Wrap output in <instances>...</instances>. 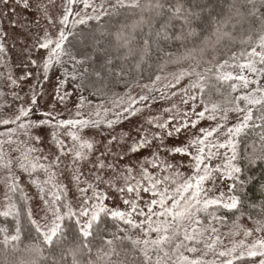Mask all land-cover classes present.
<instances>
[{
  "label": "snow or ice",
  "instance_id": "obj_1",
  "mask_svg": "<svg viewBox=\"0 0 264 264\" xmlns=\"http://www.w3.org/2000/svg\"><path fill=\"white\" fill-rule=\"evenodd\" d=\"M248 2L251 3L252 0H248ZM78 3L83 5L81 11L91 9V14L85 13L82 16L81 11L74 12L73 6ZM166 3L167 0H100L99 5H97L95 0H66L67 6L58 21L62 27L57 37L53 40L46 35L44 40L39 44L41 49H47L49 53L43 65L45 73H47L53 61L61 64L63 62L61 59L62 56L67 55L73 61L74 70L71 77L73 80L83 78L89 74L99 80L104 78L103 70L105 65L112 63L111 59H107L100 67H95L91 70L88 67H84L82 72H77L78 67L85 65L90 57L85 55L77 58L76 55L69 52L65 47L69 41V37L77 38L81 45H84L86 40L95 41L97 44L99 41L96 40L91 30L86 32L83 27L80 28L79 32L68 29L70 17H75L72 21V29H76L78 26H88L90 21H96L98 24H102L105 18L117 16L122 10L131 12L139 10L140 16L138 19L133 20L131 24L123 25L114 34L118 47L125 49L128 55H135L132 43L137 39L138 31L142 32L144 26L151 29L155 17H163L166 12L171 13V16L161 23L156 30L155 41L149 38L142 40V45L139 49L140 61H143L149 55L153 44L159 47L161 41L166 42L170 39L182 41L196 36L197 33L194 28H189L186 34L181 32L180 34L174 33L169 36L168 28L171 26L172 19H179L182 20L184 25H190L191 20L189 17L198 14L193 13L191 10H188L187 14H185L182 3L169 4L167 8L165 6ZM262 3H264V0H262ZM27 6L25 4V7ZM146 12L152 13L153 17L143 15ZM49 22L52 23L53 21L50 20ZM214 34L217 36V40L229 35L228 32L223 31L222 26L217 27ZM148 35L151 36V32ZM251 40L252 37L249 36L247 40L241 41L242 43L249 44L250 50L242 51L239 57L233 54L231 63L228 60L222 62L209 60L206 62L203 70L198 71L197 69L200 68V64L197 62L195 66L182 71L175 78L176 83L179 84L185 76L195 77L194 80L190 81L188 87L184 89L188 98L183 102L188 104L189 101L194 102L196 100L195 94L188 93L189 88L194 91L198 90L201 103L204 104V109L195 112L196 106L193 103V112L197 120H188L179 126H173L168 131V136H172L173 132L179 134L182 129H188L189 127L196 128L199 120L204 119L206 113H208L207 119L217 120V114L219 113L220 120L225 121V123L218 122L216 127L208 129L201 128L200 135H194L186 145L176 146L169 150L170 154L191 157L189 164V167L192 169L191 175L185 176L176 167L174 171L160 178L158 175L154 176L149 173L147 168L142 167L141 179L136 180L135 176L132 175L133 170L128 168L126 170L125 185L116 189L121 194L126 192L129 195V198L123 200L124 205L127 206L125 210L109 208L104 203L107 196L104 193L97 192L92 185H89V188L93 191V197L86 196L88 189H80L81 192L85 193V198L78 212L73 211L71 205L67 202L56 206V202L61 199L57 195L53 201H45L53 217L49 223L42 225L37 220L32 219L30 210L28 212L30 223L34 226L36 233L42 237V244L48 248L63 245L68 239V226L64 224V221L66 218L69 221L74 219L78 230L79 242L75 245L74 249L70 247L64 249V251L67 255L71 256V264H96L92 259H89L87 262L82 261L78 258V253L82 254L84 249H88L89 253L91 252L90 238L94 236V232L99 228L102 219L108 218L113 222L123 223L128 226L124 229L118 228L119 231L127 233L129 229L139 230L141 235L133 239L128 235L120 237L112 234V239L104 241V244L108 246L107 250L102 247L97 252V260L104 259L106 264H129L127 259L120 258L122 253L118 250L125 240L130 241L133 250L140 253L142 260L138 264H217L215 260L207 262L199 257L190 258L184 252L196 253L198 248L195 245L201 242H204L206 249L215 251L216 244L220 240L219 236L215 238L210 237L211 242L203 240L205 234L209 233V231L211 233L218 231L212 226V220L220 219V217L216 216L215 209L222 207L231 211L237 209L241 203L240 197L237 195H227L222 191L218 195H210V193L213 192V188L215 187L216 174H219L221 179L227 178L233 180L234 183L230 186L229 192L234 191L235 180L238 178L236 174L241 172V168L234 163L237 159L235 138L249 128L260 127L264 129V84L261 83V81H264V27H262L261 34L257 37L254 46ZM204 43H207V40ZM0 51H3L2 47H0ZM192 51L196 50L193 49ZM200 51L202 52L203 49H200ZM189 57L195 59L191 51L184 59ZM138 66L139 63L137 64ZM232 68H238L239 72L228 70ZM116 75L119 76L122 73L117 72ZM156 79L159 80L160 77L157 76ZM13 83L15 82L13 81ZM253 85L255 87H252ZM172 86L174 87L175 85ZM224 86L230 90L229 98L226 100L227 106L212 101L211 99L204 100V94L210 92V90H215L216 94L222 95ZM237 92L240 94L233 95ZM66 95L69 94L64 93V95H59L58 90V98L61 101L64 100ZM140 99L147 100L148 97L141 96ZM36 102V98L33 96L32 103L35 104ZM128 111L129 108H124V112ZM229 112L237 113V123L231 127H228L226 124ZM132 114L135 115V111ZM28 115L29 110L21 108L15 119H3L0 120V124H17L18 121H21L23 117H27ZM44 115L49 117V119L41 120L38 124L19 123L17 127L26 129L25 135L28 134L27 129L45 124L56 129L62 127L76 129V132H67V135L71 137L74 144H78L74 158L79 160L86 159L87 157L84 155L83 150H92L93 144L84 140L77 133L89 126H98L101 121L87 118L56 120L50 112L44 113ZM80 115L78 112L77 116ZM96 115L99 116V112ZM185 116H187V113H185ZM117 119H119V115H117ZM256 121H260V123L257 124ZM115 122L113 120L106 121L108 127H111ZM148 122L152 123L153 121L150 119ZM154 126L165 129L167 123H156ZM12 131L14 130H9V135ZM216 134H222L225 140L223 142L216 141L212 143L210 138H213ZM56 135L57 133L54 132L53 136L56 137ZM154 138L160 139L158 136ZM260 139L264 143V134L261 135ZM55 142L58 147L63 149L64 144L62 141L56 139ZM7 143L11 144L12 141L8 140ZM150 143L151 141L147 140V138H142L139 142L131 146L130 151L133 153L138 152ZM220 149H225L223 164L217 165L215 168H210L206 161L218 156ZM35 151V148L28 147L21 154V157L17 158L18 166L21 170L31 174L37 168H44V165L38 163V158L31 155ZM157 161H159V157L154 153L153 159L145 161L144 163L152 168H160L161 172H169L174 167L172 164H164V167L161 168L160 163H157ZM58 162L59 157L53 161V164H58ZM12 165L13 159L3 152L2 145H0V168L7 169L11 174ZM98 167L103 168V163L101 162ZM45 171L47 172L48 169L45 168ZM54 176V172L50 173L44 183H51ZM11 179L12 183L9 185V189L10 191H15L18 187L16 178L11 177ZM75 179L78 180L79 177H75ZM97 179L99 180L101 178L97 177ZM130 181H135V183ZM209 181L212 182L213 188L206 186V183ZM32 182L38 184L36 180ZM109 183L111 187L115 188L114 183ZM40 191L43 193L44 189L41 187ZM142 193H150L151 195V199L145 202L144 207H141L139 204V201L142 199ZM8 199L10 200V198ZM145 208L147 209L146 211ZM202 213H206L212 218V220L207 221L208 227L202 225L200 219ZM10 215L17 218L19 216L16 205L13 203H8L5 210L0 211V216L7 217ZM256 225L254 230H244V236H252L253 231H255L260 233L262 238L254 240L251 244H246L243 240H240L234 243L231 248L215 253L218 258H223L219 260V264H234V261H243L245 256L264 257V221H257ZM0 232L5 233L2 241L3 245L5 248L11 246L13 252L42 251L40 248L21 250L16 243H13L20 240L19 219H17L16 234L8 235L6 229H0ZM117 241H120L121 244L118 245L116 243ZM204 255H207V252ZM113 257H116V259H112ZM19 264H35V261L21 260ZM259 264H264V259H261Z\"/></svg>",
  "mask_w": 264,
  "mask_h": 264
},
{
  "label": "rangeland",
  "instance_id": "obj_2",
  "mask_svg": "<svg viewBox=\"0 0 264 264\" xmlns=\"http://www.w3.org/2000/svg\"><path fill=\"white\" fill-rule=\"evenodd\" d=\"M95 3L99 5L100 0H95ZM25 4L28 6L25 7ZM66 6V0H0V47L3 49L0 51V120L15 119L23 108L29 110V115L23 117L17 124H38L41 120L49 119L44 115L49 112L56 120L87 118L101 121L98 126H89L77 133L93 144L92 150H83L87 157L83 160L74 158L78 144H74L67 135L68 131L76 132V129L68 127L56 129L45 124L27 129L28 134L25 135L26 129L18 128L17 124H0V145L3 152L13 159L11 174L7 169L0 168V211L5 210L8 203H13V191H10L9 185L12 183L11 177H15L18 187L14 192L20 193L28 211H31L32 219L42 225L53 219L45 201L51 202L59 195L61 199L56 202V206L67 202L73 211L78 212L85 198V193L80 189H88L86 196L93 197L89 185L107 196L104 203L109 208L125 210L127 206L124 205L123 200L129 198V195L126 192L121 194L116 189L125 185L128 168L133 170L132 175L136 180L141 179L142 167L160 178L174 171L176 167L185 176L191 175L192 169L189 167L191 157L170 154L169 150L186 145L194 135H200L201 128L208 129L216 127L218 122L225 123L220 120L219 113L217 120L207 119L208 113H206L205 118L199 120L196 128L189 127L182 129L179 134L173 132L172 136H168L167 133L173 126H179L188 120H197L193 112V103L196 106L195 112L204 109L198 90L189 88L188 93L195 94L196 100L189 101L188 104L183 102L188 98L184 89L195 77L185 76L177 84L175 78L184 71L182 69L170 71L150 84L135 86L102 100L80 91L67 72L65 56H62L61 64L53 61L45 73L43 65L49 53L47 49H41L39 44L46 35L53 40L57 37L62 27L58 21ZM81 9L83 5L80 3L73 6L74 12ZM85 13L91 14V9L81 11L82 16ZM73 19L75 17L69 18L70 30ZM50 20L53 22L50 23ZM228 70L239 72L238 68ZM261 83L264 84V81ZM58 90L59 95L64 93L69 95L61 101L58 98ZM33 96L37 101L35 104L32 103ZM141 96H147L148 99L141 100ZM126 107L129 108L128 112H124ZM133 111L135 115L132 114ZM78 112L80 116H77ZM97 112L99 116L96 115ZM150 119L152 123L148 122ZM108 120L116 122L108 127L106 123ZM156 123H167V127L165 129L155 127ZM236 123L237 113L229 112L227 126L231 127ZM9 130L14 131L9 135ZM54 132L57 133L56 137L53 136ZM157 136L160 139L154 138ZM238 137L235 138L237 159L234 163L239 167ZM142 138H147L151 143L138 152H131V146ZM56 139L63 142V149L57 146ZM8 140L12 143H7ZM210 140L212 143L223 142L225 137L216 134ZM28 147L36 149L31 155L38 158L39 164L44 165V168H37L31 174L19 168L17 159ZM154 153L159 157L157 163H160L161 168L164 164H172L173 169L169 172H161L160 168H152L145 164V161L153 159ZM57 157H59L58 164H53ZM224 159L225 149H220L219 155L207 160L206 163L210 168H215L217 165H222ZM101 162L103 168L98 167ZM45 168L48 169L47 172ZM52 172L55 173L52 182L45 184L44 181ZM239 174H236L238 178L235 180V188L239 183ZM97 177L101 179L98 180ZM33 180L38 181V184H34ZM109 182L114 183L115 188L111 187ZM130 182L135 183V181ZM233 183V180L221 179L219 174H216L215 187L213 188L211 181L207 182L206 186L213 188L210 195H218L221 191L227 195H236L235 190L229 192ZM41 187L44 189L43 193L40 191ZM150 199V193H142L140 206L144 207L145 202ZM230 212H234V215L229 214ZM215 213L220 217L219 220H212L206 213L200 215L204 227H208L207 221L212 220V226L218 230L216 233L209 231L203 238L204 241L211 242L210 237L219 236L220 240L216 244L215 251L206 249L204 242H201L195 245L198 248L196 253L185 251V255L190 258L199 257L207 262L215 260L219 264V260L223 258H218L215 253L231 248L240 240L251 244L254 240L262 238L261 234L255 231L252 236H244V230H254L257 225L243 211L238 209L229 211L221 207L215 209ZM140 235L139 230L129 229V236L133 239ZM205 252L207 255H204ZM244 259L250 260V264H259L264 257L245 256Z\"/></svg>",
  "mask_w": 264,
  "mask_h": 264
},
{
  "label": "trees",
  "instance_id": "obj_3",
  "mask_svg": "<svg viewBox=\"0 0 264 264\" xmlns=\"http://www.w3.org/2000/svg\"><path fill=\"white\" fill-rule=\"evenodd\" d=\"M182 3L185 14L191 10L194 15L189 17L190 25H184L182 20L172 19L171 26L168 28V34L187 33L189 28H194L197 35L186 40L170 39L166 42L161 41L159 47L153 44L148 56L140 61L139 49L144 38L155 41V32L159 25L167 20L171 13H165L163 17H155L153 27L149 29L144 26L143 31L137 33V39L133 41L132 48L135 55H128L126 50L119 48L116 44L114 34L121 29L123 25L131 24L133 20L140 16L139 10L134 12L122 10L117 16L105 18L102 24L96 21H90L88 26H78L73 31L79 32L83 27L84 31H89L95 35V41L86 40L81 45L79 40L69 37L66 43V49L81 58L88 55V62L79 66L77 72H82L84 67L90 70L100 67L107 59H111L110 65H105L103 70V79H97L95 76L87 75L83 78L73 80L75 85L84 94L90 95L96 99L102 100L106 97H112L113 94H120L124 91L141 85H147L156 80L157 76H162L170 71L182 69L187 70L195 66L197 62L200 64L198 71H202L209 60L225 61L231 63V57L235 54L237 57L245 50H250L249 44L241 41L252 37L251 43L254 46L257 37L261 34L264 27V3L262 0H167L166 8L169 4ZM203 9V10H202ZM146 17H153L152 13H144ZM159 21V23H157ZM219 22V23H218ZM223 31L229 33L217 40L214 34L217 27H221ZM151 32V36H149ZM103 33V35H101ZM207 40V43L204 41ZM195 49L196 51H192ZM200 49H203L201 52ZM191 51L192 56L184 59ZM127 56V58H125ZM65 63L68 66V74L72 77L73 61L69 56L65 55ZM139 66L137 67V64ZM121 72L122 75H116ZM229 89L224 86L223 94H216L215 90H210L204 94V100L226 104L229 98ZM234 93L233 95H239ZM258 114V113H256ZM257 124L260 121H256ZM264 129L260 127L246 129L238 137V163L241 168L239 174V183L237 184L235 194L240 197L241 203L238 210L246 213L252 221H264V143L261 142V135ZM13 204L19 212L18 218L15 216H0V229H6L8 235L16 234L17 219H19L20 240L16 243L19 249H35L40 248L42 251H18L13 252L11 246L5 248L2 241L5 233L0 232V264H19V261H35V264H71V256L67 255L64 249L73 248L79 242L78 230L74 219L69 221L67 218L64 224L68 226V239L63 245H57L52 248L42 244L40 237L34 226L28 218V207L20 193H12ZM229 214L234 215V212ZM123 223L113 222L108 218H103L99 228L94 232V236L90 238L91 252L84 249L82 254L78 253V258L84 262L92 259L96 264H106L104 259L97 260V252L102 247L107 250L104 241L112 239L113 235L123 237L129 236L127 233L119 231V229L127 228ZM118 245L120 241L116 242ZM122 253L121 259H127L129 264H138L142 257L138 251H134L131 242L123 241L122 246L118 248ZM102 255V254H101ZM63 256V260H62ZM112 259H116L113 257ZM251 261L244 259L243 261H235L234 264H250Z\"/></svg>",
  "mask_w": 264,
  "mask_h": 264
}]
</instances>
